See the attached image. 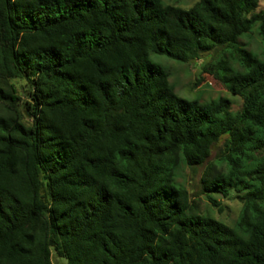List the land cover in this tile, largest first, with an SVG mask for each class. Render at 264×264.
I'll return each mask as SVG.
<instances>
[{"label":"trees","instance_id":"trees-1","mask_svg":"<svg viewBox=\"0 0 264 264\" xmlns=\"http://www.w3.org/2000/svg\"><path fill=\"white\" fill-rule=\"evenodd\" d=\"M255 22L264 48L258 0H0V264H264V61L233 45ZM228 46L241 68L208 69L234 110L149 58Z\"/></svg>","mask_w":264,"mask_h":264},{"label":"rangeland","instance_id":"rangeland-1","mask_svg":"<svg viewBox=\"0 0 264 264\" xmlns=\"http://www.w3.org/2000/svg\"><path fill=\"white\" fill-rule=\"evenodd\" d=\"M196 0H162L163 3L174 4L183 8L190 6ZM258 6L264 7V0H258ZM257 22L246 32L241 33L237 42L233 45H239L248 51L251 55L264 61V48L260 42V38L256 33ZM151 61L160 64L169 72L168 81L172 85L174 92L185 98H196L199 101H206L217 96H226L230 98V107L232 110L240 105V98L231 95L223 85L212 76L209 72L210 67L216 66L219 60L224 64H228L231 69H240L241 64L238 59L232 56L231 47H217L207 52L201 53L199 58L181 62L166 56L165 54L153 53L149 54ZM206 67V68H205ZM209 68V69H208ZM222 140L217 142L211 149L208 160H212L215 166L221 165L215 160V152ZM202 171V166L193 168L185 167L180 170L181 180L193 194L191 195L193 211L205 213L215 217L226 224L232 225L240 207V201L233 197H223L215 194L220 209L212 206L203 194L199 192L198 177ZM52 264H65V258L57 256L53 251L50 253Z\"/></svg>","mask_w":264,"mask_h":264}]
</instances>
